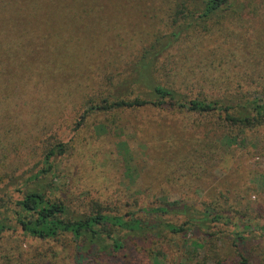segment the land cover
<instances>
[{"label":"rangeland","instance_id":"1","mask_svg":"<svg viewBox=\"0 0 264 264\" xmlns=\"http://www.w3.org/2000/svg\"><path fill=\"white\" fill-rule=\"evenodd\" d=\"M175 1L0 0V190L10 179L33 188L31 169L43 170L44 152L62 141L64 153L51 159L52 170L38 185L65 204L68 218L186 206L197 218L216 213L234 225L219 237H200L189 228L162 231L134 249L131 264H240L239 250L247 264H264V124L230 128L218 113L118 109L91 111L77 125L115 82L131 78L142 50L168 31L165 12ZM263 29L253 24L250 34L255 39ZM189 33L184 39L193 43ZM215 37L199 40L207 65L192 59L186 72L200 66L210 96L219 94L216 83L222 93L238 92V84L244 91L254 87L258 76L251 77L239 52L243 80L227 81L230 67H212ZM5 205L6 197L0 226L9 215ZM164 216L175 225L184 222L173 213ZM234 232L242 234L236 244L230 242ZM74 247L69 234L36 239L17 229L0 231V264H75ZM111 255L82 264L129 261L124 253Z\"/></svg>","mask_w":264,"mask_h":264},{"label":"trees","instance_id":"2","mask_svg":"<svg viewBox=\"0 0 264 264\" xmlns=\"http://www.w3.org/2000/svg\"><path fill=\"white\" fill-rule=\"evenodd\" d=\"M168 7L165 12L168 31L153 37L135 62L131 78L122 80L117 86L115 82L100 102L92 103L90 108L82 112L77 125L91 111L110 112L118 109L179 110L198 116L218 113L230 128L263 125L264 68L261 62L264 66V29L255 39L250 34L253 24L264 27L263 0H176ZM198 25L203 27L190 34ZM226 26L235 27L228 30ZM188 33L189 37L194 38L193 43L184 39ZM205 34L209 38L215 35L218 37V44L213 52L217 59L213 66L211 63L208 65L214 69L230 67L225 73L227 81L237 78L243 80L247 73H240L238 70V65L244 61L238 56L239 52L248 60L251 77L258 76L259 81L254 87L244 91L238 84V92L222 93L220 84L216 83L218 96L206 94L201 83V78L205 75L201 67L186 72L187 64L192 59H201L203 65H207V58L201 50L202 44L199 45ZM231 47L235 48L230 49ZM125 82L128 85L123 86ZM64 147L61 141L44 152L43 170L37 167L31 169V177L28 179L34 180L33 188L25 190L23 183L12 181L13 179L6 181L4 190H0V195L5 196L0 197V201L6 197L5 207H8L9 215L5 220L6 224L0 226L1 233L17 229L36 239H53L61 234H69L75 242V264L95 259L98 255L117 253H124L129 257L128 262L119 264H131L134 249L151 239L159 238L162 231L182 234L189 228L197 230L200 237H219L224 227L233 231L234 225L230 224V218L210 212H204L202 218H197L186 206L144 209L137 216L97 212L89 216L68 218L65 204L48 197L44 188L38 185L40 179L51 172V159L62 155ZM35 169L37 171L33 172ZM12 192L21 196L9 195ZM169 213L184 218L183 224L175 225L165 221L164 215ZM210 231L215 232L211 234ZM240 239L242 234L234 232L230 242L236 244ZM193 245L202 247V243L198 241H194ZM236 253L239 263L247 264L240 250Z\"/></svg>","mask_w":264,"mask_h":264}]
</instances>
